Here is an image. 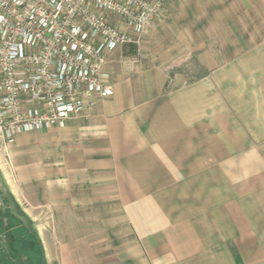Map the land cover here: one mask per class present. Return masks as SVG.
<instances>
[{"label":"crops","instance_id":"crops-1","mask_svg":"<svg viewBox=\"0 0 264 264\" xmlns=\"http://www.w3.org/2000/svg\"><path fill=\"white\" fill-rule=\"evenodd\" d=\"M222 9L188 63L203 73L117 47L112 95L5 146V190L51 212L34 228L46 264H264V0ZM30 134L46 139L28 150Z\"/></svg>","mask_w":264,"mask_h":264},{"label":"built area","instance_id":"built-area-1","mask_svg":"<svg viewBox=\"0 0 264 264\" xmlns=\"http://www.w3.org/2000/svg\"><path fill=\"white\" fill-rule=\"evenodd\" d=\"M170 1L0 0V143L112 95L109 53L155 30Z\"/></svg>","mask_w":264,"mask_h":264},{"label":"rangeland","instance_id":"rangeland-1","mask_svg":"<svg viewBox=\"0 0 264 264\" xmlns=\"http://www.w3.org/2000/svg\"><path fill=\"white\" fill-rule=\"evenodd\" d=\"M170 3L172 11L158 29L141 38L138 43L122 45L116 53L123 63L139 65L143 69L149 65L161 68L179 66L189 73L199 75L204 70L194 63H188L195 58L199 45L205 44V29L212 27L221 18L222 0H171ZM218 23H221L220 20ZM45 139L46 134H30L23 144L29 145V150ZM10 153L8 147L5 148L0 143V255L5 264H34L36 254L41 253V248L38 244L35 245L37 253H34L33 242L23 236V229L29 228V221L21 212L28 216L33 230L36 226L47 225L52 216L46 205L31 206L29 198L26 199L24 194H9L5 190L2 183L5 174L12 178L17 175L9 157H12L13 152ZM44 153L40 152V156ZM25 155V158L31 159L30 153Z\"/></svg>","mask_w":264,"mask_h":264},{"label":"trees","instance_id":"trees-1","mask_svg":"<svg viewBox=\"0 0 264 264\" xmlns=\"http://www.w3.org/2000/svg\"><path fill=\"white\" fill-rule=\"evenodd\" d=\"M15 202V201H14ZM15 205H16V207L18 208V209H20L19 208V205H18V203L17 202H15ZM21 214L23 215V216H25V218L29 221L28 223H29V228H24L23 230V236L25 237V238H28L29 240H31L32 242H33V246H32V249L33 250H35L34 251V253H37V248L35 247V245L37 246V244L40 246V248H41V253L39 252V253H37L36 254V260L34 261V264H42L44 261H45V257H44V253H43V248H42V246H41V241H40V239H39V237H38V235H37V233H36V231H34L33 230V228H32V225H31V223H30V219L28 218V216L27 215H25L24 214V212H21ZM22 237V236H21ZM39 254V255H38ZM46 262V261H45ZM29 263H30V261H29ZM0 264H5L4 263V260L2 259V257H1V255H0Z\"/></svg>","mask_w":264,"mask_h":264},{"label":"flooded vegetation","instance_id":"flooded-vegetation-1","mask_svg":"<svg viewBox=\"0 0 264 264\" xmlns=\"http://www.w3.org/2000/svg\"><path fill=\"white\" fill-rule=\"evenodd\" d=\"M26 264V263H25Z\"/></svg>","mask_w":264,"mask_h":264}]
</instances>
